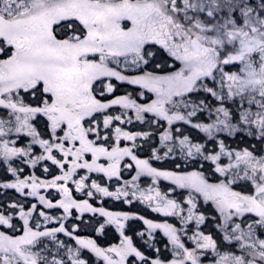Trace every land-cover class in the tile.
<instances>
[{
  "label": "snow or ice",
  "instance_id": "snow-or-ice-1",
  "mask_svg": "<svg viewBox=\"0 0 264 264\" xmlns=\"http://www.w3.org/2000/svg\"><path fill=\"white\" fill-rule=\"evenodd\" d=\"M0 264H264V0H0Z\"/></svg>",
  "mask_w": 264,
  "mask_h": 264
},
{
  "label": "flooded vegetation",
  "instance_id": "flooded-vegetation-1",
  "mask_svg": "<svg viewBox=\"0 0 264 264\" xmlns=\"http://www.w3.org/2000/svg\"><path fill=\"white\" fill-rule=\"evenodd\" d=\"M117 94H119V93H117ZM157 166H160V165L158 164ZM163 166H164V167H168L169 165L164 164ZM160 187H161V190H162V191H167V189H168V187H169L168 182H167V181H162L161 184H160ZM108 203H109V204H112V205H114V206H112V208H108L107 205H106V204H108ZM105 207L108 208L109 210H120L121 208L127 210V208H128V206L120 205L119 203H114V202H112V201H110V200H109V201H106V203H105ZM132 210H133V211H139V212H141V214H144V215L147 216L148 218H154V219H157V220H163V219H164L163 217H159V216L155 217V216H151V215H149L148 213H143L142 210H137L136 208H133ZM149 212H150V211H149ZM150 213H151V212H150ZM153 214H155V213H153ZM138 226H139L138 224H134V225H133V227H138ZM113 232H114V230H113ZM129 234H131V233H129ZM109 235H110V234H109ZM115 237H116V234L114 233V234H113V239H110L109 236H108L107 240H101V243H102V244H105V245L108 244V243H118L119 241H118V239H116ZM161 247H163V246L161 245Z\"/></svg>",
  "mask_w": 264,
  "mask_h": 264
},
{
  "label": "rangeland",
  "instance_id": "rangeland-1",
  "mask_svg": "<svg viewBox=\"0 0 264 264\" xmlns=\"http://www.w3.org/2000/svg\"><path fill=\"white\" fill-rule=\"evenodd\" d=\"M93 175H95V174H93ZM107 205V207L108 208H112V206H114V205H112V204H106ZM134 208H136L137 210H142L143 211V213H148L149 215H151V216H155V217H157L158 215L157 214H153V213H150L148 210H146L143 206H141V205H136ZM109 238L110 239H113V234H114V232H113V230H110L109 231Z\"/></svg>",
  "mask_w": 264,
  "mask_h": 264
}]
</instances>
